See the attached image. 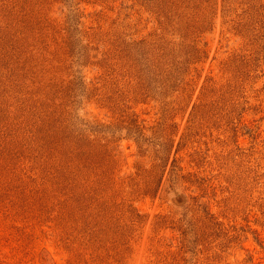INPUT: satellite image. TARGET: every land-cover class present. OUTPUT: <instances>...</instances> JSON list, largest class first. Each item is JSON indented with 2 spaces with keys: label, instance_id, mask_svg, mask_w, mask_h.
Returning <instances> with one entry per match:
<instances>
[{
  "label": "rangeland",
  "instance_id": "1",
  "mask_svg": "<svg viewBox=\"0 0 264 264\" xmlns=\"http://www.w3.org/2000/svg\"><path fill=\"white\" fill-rule=\"evenodd\" d=\"M34 1L21 0L20 13L27 15ZM38 1L39 15L66 28H49L42 49L27 48L20 64L25 83H10L14 78L1 73L10 54L0 50V264H264V57L242 49L246 41L229 32L226 14L237 3L229 8L224 0H62V7ZM174 12L194 17L189 25L167 23ZM8 16L0 11V28L13 19ZM182 35L196 38L207 52L197 65L201 76L192 101L165 107L161 98L136 105L130 97L121 104L131 108L118 106L149 123L162 121L157 129L175 133L174 147L187 129L193 130L192 140L180 144L182 166L192 173L189 184L205 179L206 190L184 184L170 193L166 183L154 195L145 187L149 173L139 166L136 144L125 137L129 131L122 111L113 100L102 108L100 97L114 92L117 81L136 83L119 74L140 65L134 42L158 49L179 44ZM103 52L110 64L102 62ZM235 52L245 59L224 71L222 62ZM54 54L57 62L51 64ZM207 75L238 77L240 83H229L236 102L215 96L217 103L204 105L203 113L195 108ZM81 76L84 88L78 86ZM31 78L38 83H30ZM52 81L65 84L56 104L66 110L69 123L89 137L98 133L84 122L110 125L103 142L108 146L115 140L122 151L99 153L96 145L98 153L90 150L88 166L84 159L70 164L77 178L59 180L58 159L51 160V132L60 119H51ZM222 84L227 83L217 88ZM214 111L222 120L209 130L204 126ZM228 121L234 123L227 129ZM194 150L202 158L191 162ZM144 165L149 169V163Z\"/></svg>",
  "mask_w": 264,
  "mask_h": 264
},
{
  "label": "trees",
  "instance_id": "2",
  "mask_svg": "<svg viewBox=\"0 0 264 264\" xmlns=\"http://www.w3.org/2000/svg\"><path fill=\"white\" fill-rule=\"evenodd\" d=\"M1 1L3 2L1 3ZM1 1L0 11H5V14L9 15L8 17H13L12 20L5 24L4 28H0V50L3 51L4 56H6V54H10L9 57L6 56V60L9 64L8 69L2 70L1 73H4L9 81L11 77L14 78V81H10V83H25L21 77H25L26 75L22 74L20 64L21 59H23V54L27 52V48L34 45L37 49H40L43 37L50 33L49 28L53 31L54 28L61 27L64 29L66 27H64L63 22L57 23L55 22V19H51L50 21L49 18L43 16L42 14L39 15L37 12V7L39 6L38 0L29 5V9L31 11H27V15H22L20 13L22 10H19L21 0ZM82 1L84 0H77L76 4L77 2L81 3ZM224 1L229 4V8H231L230 4L232 2L237 3V5L228 10L233 14H226L228 17L226 21L230 27L229 32H232L236 37L246 41L245 47L242 49L250 48L252 49L250 51L256 52L258 55L259 53H262V56L264 57V0ZM52 3L53 5L60 3L58 4L59 6H64L62 4V0H51V4ZM33 5H35V9L33 8ZM129 9H131V7ZM201 11L198 9L197 15L201 16ZM192 17L189 15L188 18L185 16L184 19V16H179L177 12H174L173 15H170L167 19V23L171 24L172 22V24L183 23L189 25L188 23L193 20ZM177 18H181L179 22L176 21ZM194 28L196 29L197 27L194 26ZM58 31L59 30L57 29L56 32ZM101 36L104 37L105 35ZM64 42H67L66 38L63 40V43ZM137 46L139 47L138 52L140 54L139 57H137L136 62L140 65L137 66L135 64L132 66L137 70L134 72L130 69H126L123 70V74L119 72L120 76L129 77L130 79L135 80L136 83H118V81L113 83L114 92H111L110 95L101 96L100 100L102 103L100 104H102V108H105L104 105L107 103L106 106L108 107L110 101L113 100L115 104L114 107L117 108L116 110L122 111L123 116H120V119L122 122L127 124L125 125V128L129 131L128 135H125V137L127 136V139L135 142L137 148L136 156L140 160L137 162L139 163V166L142 164L141 170L143 172L149 173L147 174L149 175V178H147L148 181L145 183L146 189L148 191L153 190L155 195L161 191L164 184L167 183L170 187H167L168 192L176 193L180 190L178 188L184 186V184L193 183L192 173H184V166H182L183 157L180 155V144L186 145L192 140L191 135L193 130L191 128H189V130L187 129L186 132L182 134L180 142L176 147H174L175 133L166 130L165 127L163 133L159 132L157 129L161 125H164L162 121L159 123L157 122L156 124L149 123L147 119L142 118L141 115L134 110H131L133 113L129 116L128 111L124 109L131 107L125 106V103L122 105L121 102L131 97L137 105L139 103H148L153 100L157 101V98H161L162 101L165 102L162 103L165 107H174L175 105L177 106V104L180 107L186 102V105H188L193 99L196 85L201 76L197 65L200 62L205 61L207 58V52L198 46L196 38H190V36L188 37L186 35H182V39L179 44L174 42L173 46L164 45L160 46L158 49H151V47H148L142 41H139L138 43H133V50ZM30 50L32 49L30 48ZM103 55L105 56V59L102 62L110 64L107 62V52H103ZM245 56L246 55L241 54V52H235L228 60L222 62L223 70L226 71V65L235 64V62L241 61ZM11 58H19L18 63L16 64L11 62ZM55 58L54 54L51 59V64L52 62H57ZM254 59L259 60L258 56ZM249 61L251 60H247L246 62ZM52 67L56 68L54 65H52ZM137 67H139V69ZM30 83H38V81L31 78ZM51 83L59 85L53 84L51 88V112L54 113L51 114V119L55 117H57V119L60 117V119L56 124L57 131H54V133L58 136L56 137V135L51 132L50 140L51 160L58 159V163L54 164V167L56 166L59 170L58 173L60 175H57L59 180L62 178L64 180L77 178L78 173L70 169V164L76 160L84 159L88 166V161L90 160V150L91 153L94 152L96 154L98 153V149L99 153H101L100 151L105 148L106 150L110 149L115 155L122 152L119 144L115 143V140L113 142L111 141L112 143L110 142L111 144L109 143L108 146L107 143L103 142L104 139L106 140L108 135L106 130L110 128V125L108 124L97 121L91 122L99 124H91L88 121L84 122L85 120L80 118V120L84 122L85 126H94L95 133H98V135L94 137L84 135L81 129H75L73 124L69 123L70 121L65 116L66 110L63 109L60 104H56V102H59L61 95H63V92L59 90V87L65 84L56 83L54 81ZM202 83L204 84L202 85L201 94L198 96V102L194 103L195 108L200 107V109H202L204 105L217 103V99L213 100V97L215 96L217 98L221 97V99L228 97L229 103L236 102L235 88L233 85H229V83H240L238 82V77L235 78V76L232 75L230 77H221L217 80L213 77V75H207ZM218 83L227 84H222L220 85V88H217L219 86ZM78 86L83 88L85 87L84 76H81ZM64 97L66 98V96H63L62 98ZM172 97H175L174 100L169 101L168 99ZM173 101L174 104H172ZM54 102L55 104H53ZM65 102L67 103V101ZM69 102H71V100H69ZM120 105H122L124 109L118 107ZM42 111L43 110H41V113ZM44 111L45 113H43V115L47 114L48 110L45 109ZM203 112L204 111L202 109V113ZM208 120L209 124H205L204 127L211 130L213 126L217 128L216 123L219 120H222V117H220L218 111H214L208 116ZM232 123H234V121L227 122V129L229 126V128H231ZM119 124L123 123L119 122ZM202 128L203 122H201L197 131L200 132ZM195 134L197 135V132ZM200 140L201 139H198L196 141L200 142ZM96 145H98V149ZM189 155L192 158L191 162L202 158V154L198 150H194ZM137 162L135 163V167L138 170L139 166L137 165ZM148 163L150 170L147 167H142L144 164ZM204 183L205 179H202V183L193 185H196L197 188L205 191L206 186ZM190 184L189 187L193 186ZM198 205L200 210H206L205 205Z\"/></svg>",
  "mask_w": 264,
  "mask_h": 264
},
{
  "label": "water",
  "instance_id": "3",
  "mask_svg": "<svg viewBox=\"0 0 264 264\" xmlns=\"http://www.w3.org/2000/svg\"><path fill=\"white\" fill-rule=\"evenodd\" d=\"M177 202H182L183 201V197L180 195H177L176 198Z\"/></svg>",
  "mask_w": 264,
  "mask_h": 264
}]
</instances>
